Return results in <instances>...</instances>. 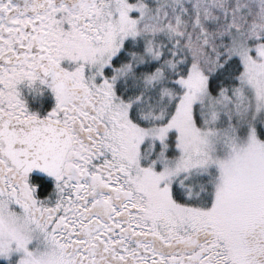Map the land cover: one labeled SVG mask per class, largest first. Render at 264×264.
Segmentation results:
<instances>
[{"label":"snow or ice","instance_id":"1","mask_svg":"<svg viewBox=\"0 0 264 264\" xmlns=\"http://www.w3.org/2000/svg\"><path fill=\"white\" fill-rule=\"evenodd\" d=\"M0 264H264V0H0Z\"/></svg>","mask_w":264,"mask_h":264}]
</instances>
